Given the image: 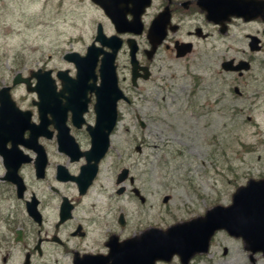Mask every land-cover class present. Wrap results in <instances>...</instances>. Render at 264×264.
<instances>
[{
	"label": "flooded vegetation",
	"instance_id": "af4514ba",
	"mask_svg": "<svg viewBox=\"0 0 264 264\" xmlns=\"http://www.w3.org/2000/svg\"><path fill=\"white\" fill-rule=\"evenodd\" d=\"M79 1L87 7L92 27L85 53L94 43L99 52L95 79L91 77L86 83V95H83L85 86L72 103L67 98L68 91L61 94L63 82L56 78L50 106L40 108V98H33L30 107L23 108L30 109L32 123L39 126L37 140H29L30 131H26L16 138V143L6 137L0 142V202L9 199L15 202L10 216L0 219V264H84L107 256L110 240L124 239L121 214L108 219L103 204L99 174L106 155L97 163L98 173L87 187L86 182L72 178L78 177L84 165L90 163L86 154L91 146L89 129L97 117V97L91 88L100 84V66L108 54L115 53L118 85L128 98L118 102L119 118L123 103L132 104L142 85L153 77L158 56H162L163 63L190 60L184 66V81L193 95L223 80L222 75H229V90L234 99L252 104L264 97V0ZM99 33L105 36L106 44L97 40ZM181 46L189 50L184 57L177 56ZM200 55L215 57L216 68L204 70L197 61ZM225 61H232L229 66L232 69L239 65L242 68L224 70ZM126 67L130 70L128 85L123 73ZM64 69L75 75L69 68ZM61 112L66 115L65 125L77 146L64 148L59 144L63 125L57 117ZM135 118H139L138 113ZM19 163L24 185L21 198L17 197V185L3 179L7 167ZM87 177L85 174L86 180ZM134 184L143 193L140 185ZM229 197L224 205L232 202L234 193ZM259 258L257 255L255 264ZM214 261L254 264L243 240L226 230L217 231L209 251L196 255L191 264H214Z\"/></svg>",
	"mask_w": 264,
	"mask_h": 264
},
{
	"label": "rangeland",
	"instance_id": "374dc122",
	"mask_svg": "<svg viewBox=\"0 0 264 264\" xmlns=\"http://www.w3.org/2000/svg\"><path fill=\"white\" fill-rule=\"evenodd\" d=\"M89 19L79 0H0V85L12 83L18 72L28 75L38 68L73 72L64 54L85 53L92 33ZM197 61L204 70L216 68L213 56L200 55ZM188 63H163L158 56L153 77L142 85L143 93L140 90L132 104L122 105L99 184L108 219L120 212L127 219L124 228L117 227L124 237L228 203L239 186L264 177V97L256 104L234 99L229 75L193 95L184 81ZM123 73L128 85L129 68ZM13 97L28 108L35 94L17 85ZM135 113L146 122L145 128ZM137 145L142 146L140 153ZM123 167L131 170L148 197L146 204L130 192L117 194L116 176ZM125 184L131 188L129 182ZM165 195L171 196L168 203L163 202ZM14 203L0 202V219L10 216ZM259 264L264 260L259 259Z\"/></svg>",
	"mask_w": 264,
	"mask_h": 264
},
{
	"label": "water",
	"instance_id": "95a60500",
	"mask_svg": "<svg viewBox=\"0 0 264 264\" xmlns=\"http://www.w3.org/2000/svg\"><path fill=\"white\" fill-rule=\"evenodd\" d=\"M96 57L97 53L93 51L86 56H81L76 52L65 55V58L73 61L78 69L75 79L67 77V71L59 73L64 82V88L70 92L73 100L80 95V89L91 77ZM113 60L114 56H109V62L103 70L105 76L103 74L102 84L96 87L98 115L96 126L91 131L93 147L90 152L92 156L98 153L101 156L108 149L109 135L117 121V101L123 97L121 90L117 87ZM229 63L231 62L224 63L225 69H229ZM51 73V70L40 69L32 72L29 78H22L21 74H17L13 83L25 82L28 91L37 92L41 100L39 107L44 108L51 105L50 98L55 93V81ZM32 77L37 79L36 86L31 85ZM65 118L60 115L59 121L64 124ZM30 119V111H22L17 107L11 97L10 87L2 88L0 90V142L6 137L16 143V138L23 136L28 129L31 131V140L35 141L39 126L31 124ZM142 126H145L143 122ZM59 140L63 145L71 144L70 137L64 131L59 132ZM19 167L20 163L7 167L5 178L20 186ZM128 172L127 169L121 172L118 183L127 178ZM124 189L122 187L119 192H123ZM18 192L21 197L22 189ZM164 200L167 201L168 198ZM220 228H226L233 235L242 236L253 252L262 251L264 254V179L250 180L246 186L237 190L231 206L214 207L207 212L204 218L177 224L167 232L151 229L143 233L141 237L129 239L119 246L113 245L109 258L112 259L111 264H154L158 259L170 260L173 254L177 253L181 256L183 264H187L195 253L207 249L210 236ZM109 258L103 259L101 263L90 264H107Z\"/></svg>",
	"mask_w": 264,
	"mask_h": 264
}]
</instances>
